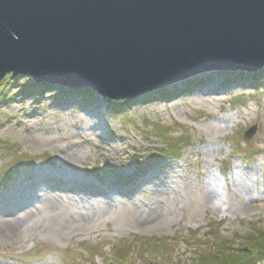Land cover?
Wrapping results in <instances>:
<instances>
[{
	"label": "rangeland",
	"instance_id": "1",
	"mask_svg": "<svg viewBox=\"0 0 264 264\" xmlns=\"http://www.w3.org/2000/svg\"><path fill=\"white\" fill-rule=\"evenodd\" d=\"M261 70L209 72L199 86L183 80L123 101L58 84L23 93L26 76L7 75L0 219L30 201L33 215L16 222V234L0 221V264H190L264 239ZM166 187L168 197L151 202ZM153 210L155 224L142 228ZM81 214L84 230L70 229Z\"/></svg>",
	"mask_w": 264,
	"mask_h": 264
},
{
	"label": "water",
	"instance_id": "2",
	"mask_svg": "<svg viewBox=\"0 0 264 264\" xmlns=\"http://www.w3.org/2000/svg\"><path fill=\"white\" fill-rule=\"evenodd\" d=\"M263 68L264 0H0V82L22 75L123 101Z\"/></svg>",
	"mask_w": 264,
	"mask_h": 264
},
{
	"label": "trees",
	"instance_id": "3",
	"mask_svg": "<svg viewBox=\"0 0 264 264\" xmlns=\"http://www.w3.org/2000/svg\"><path fill=\"white\" fill-rule=\"evenodd\" d=\"M8 79H12V78L9 77ZM25 81H30L29 82L30 84H29V87L26 86L25 92H23V93H26V92L27 93L28 92H30V93L33 92L34 93V92L40 91L44 87H47V84H34L33 80H31V78H29V77H26ZM81 89H83L82 91H85L88 94L93 93L87 88H80V90ZM70 90H73V89H68L66 91L69 92ZM59 91H61L60 93H62V92L66 93V91L64 89L59 90ZM179 91H181V93L182 92L186 93L187 91H188V93L190 92L189 90H186V89H183V90L179 89ZM165 92H160V93H165ZM169 93L170 92H166V94H161V95L163 96V98L167 99V98L171 97V93L170 94ZM3 98H4V96H3ZM7 101H9V100H6V101L4 100V102H7ZM109 103L111 105H116L115 102L108 101V104ZM181 145H182L181 140L180 141L178 140V142H176L174 145L168 146V149L171 150V152L174 155L175 154L174 152H176L177 147H179ZM7 172H8L7 174H9L10 170L7 171ZM262 235L264 237V233H262ZM256 238L257 239L253 240V237H252V239L249 240V243H250L249 245L250 246L246 247L244 249L242 248V250H238L237 253L234 252L236 254L228 253V252L225 251L220 256L222 258L213 257L211 259H201V260H198L197 262H193V263H190V264H254L255 260H259V259L261 260L264 257V239H260L259 237H256ZM215 261H219V262H215Z\"/></svg>",
	"mask_w": 264,
	"mask_h": 264
},
{
	"label": "bare ground",
	"instance_id": "4",
	"mask_svg": "<svg viewBox=\"0 0 264 264\" xmlns=\"http://www.w3.org/2000/svg\"><path fill=\"white\" fill-rule=\"evenodd\" d=\"M260 71H262V70H259V71H257L258 73H260ZM257 72H255L256 74H257ZM251 73H254V72H251ZM197 77L198 76H196V77H192V78H190V79H187V80H192V79H195V81L192 83L194 86L196 85V86H199V85H197V84H195V83H198L199 82V80L197 79ZM250 77V79L248 80V81H254V79L255 78H253V77H251V76H249ZM258 78V75H257V77H256V79ZM38 83H42V82H38ZM175 84H181V81H179V82H177V83H175ZM182 89H185V87L184 88H182ZM189 91H191V89H189ZM205 94H207V92H205ZM172 190H171V187H166V188H164V189H162V190H158V191H155V193H154V195H152V199L153 200H151V202H158V200L157 199H161L162 197H168V194L171 192ZM39 195H40V197L43 195L42 194V192L41 193H39ZM55 195H57V196H65V195H60V193H58V192H55ZM98 200V199H97ZM33 204V201H30V203H28L27 205H26V210H25V212H18V210L16 211V212H14V213H12V214H6V213H4V215H7L6 217L8 218L6 221H4V220H1L0 219V221H3L4 222V224L6 223L7 225H8V228H9V230H10V232L11 233H14V234H16L17 233V221L19 220V219H25V218H29L30 216H32L33 215V210L29 207V206H31ZM8 211H10V210H8ZM10 213V212H9ZM81 215H83L84 217H82L81 219H79V218H77L78 219V221H76V223L75 224H73L72 226H71V228L70 229H74L73 227H74V225H77L78 226V229L77 230H80V231H82V230H84V228L86 227V223L88 222V218H89V216H87V214H81ZM69 216V215H68ZM140 218H141V220H143V219H146V221L148 222L146 225H144L142 228H144V229H146V228H148V226H151L152 227V224H153V221L152 220H154V219H157L158 217H157V211H155V210H153V211H150V212H146L145 211V213H142V215L140 216ZM56 222H58L57 224H60L61 226H67L69 223H70V221L68 220V219H66V218H64L63 217V220L62 219H59V220H56ZM150 222H152V223H150ZM154 222H158V220H155ZM155 224V223H154ZM153 224V225H154Z\"/></svg>",
	"mask_w": 264,
	"mask_h": 264
}]
</instances>
